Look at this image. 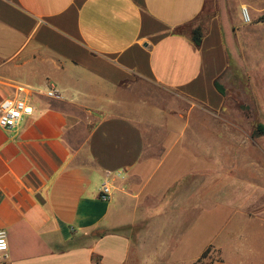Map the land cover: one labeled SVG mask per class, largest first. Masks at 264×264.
Wrapping results in <instances>:
<instances>
[{"label":"crops","instance_id":"crops-1","mask_svg":"<svg viewBox=\"0 0 264 264\" xmlns=\"http://www.w3.org/2000/svg\"><path fill=\"white\" fill-rule=\"evenodd\" d=\"M227 11L224 0H0V103L18 85L41 93L30 117L0 126V264H264V139L251 137L264 18ZM49 85L60 100L43 96Z\"/></svg>","mask_w":264,"mask_h":264},{"label":"built area","instance_id":"built-area-1","mask_svg":"<svg viewBox=\"0 0 264 264\" xmlns=\"http://www.w3.org/2000/svg\"><path fill=\"white\" fill-rule=\"evenodd\" d=\"M240 18L245 24H250L252 22L251 14L245 7L240 9ZM13 89L14 94L0 103V126L4 129H12L24 118L30 117L33 112L30 99L31 97L41 95V93L30 90L28 87L22 85L15 86ZM43 96L51 100L61 99L60 93L53 85L47 87ZM111 196L112 187L108 181L104 182L101 186L98 197L102 201H109ZM7 251V233L4 230H0V260L5 258ZM195 264L198 263L196 262Z\"/></svg>","mask_w":264,"mask_h":264},{"label":"rangeland","instance_id":"rangeland-1","mask_svg":"<svg viewBox=\"0 0 264 264\" xmlns=\"http://www.w3.org/2000/svg\"><path fill=\"white\" fill-rule=\"evenodd\" d=\"M225 1V3H226V6H227V8H228V14L229 13H238V14H240V9L242 8V7H245V8H247L248 10H249V12H250V14H251V11H252V8H262V9H264V0H224ZM256 6V7H255ZM211 15V11H210V9L208 8V9H206L199 17H198V19L196 20V22L194 23V24H196L197 22L199 23V24H203V22L209 17ZM264 18V16L263 15H259L257 18H253L252 16H251V19H252V22L251 23H253V21H256V20H262ZM246 85H247V83H246ZM231 90H232V88H231ZM230 90V91H231ZM148 91H149V93L150 94H157V95H160L161 96V102H162V105H164L165 104V106L166 105H168V104H172V99L168 96V94L166 93V92H164V91H162V90H158V89H153V88H148ZM235 101V100H234ZM248 116H250V119H249V125H252V123H253V115H248ZM226 117V116H225ZM223 118L222 119V121L225 119V120H227V121H229V122H231V123H234V124H236V119L235 118H232V117H230V116H228L227 118ZM222 121H220V122H222ZM258 127H261V129H263V130H260ZM214 130H213V132H214V136L216 135V136H220L222 133L220 132V130L219 129H217V128H219V127H215L214 126ZM231 133V132H230ZM232 133L234 134V133H236V132H234V131H232ZM219 134V135H218ZM250 136V135H249ZM251 137H261L262 139H264V114H262L261 115V120H260V122L259 123H256V125L254 126V129L252 130V133H251ZM264 141V140H263ZM225 142V144L226 145H223L222 147H221V149L220 150H223V154H225V155H227V153H228V151H230V153H235V150H236V148L235 147H233V145H229L226 141H224ZM218 149V147H214V149ZM233 149H235V150H233ZM215 153V152H214ZM262 153H264V145H262ZM217 159H219V158H217ZM222 159V158H221ZM219 161V160H218ZM199 163H202L203 164V167H204V169H208V168H210V167H208L207 166V164L206 163H203V162H198V164ZM227 162H225V164H226ZM264 163H262V165H263ZM216 165V163H214V166ZM215 167H217V170H219L218 169V165L217 166H215ZM214 168V167H213Z\"/></svg>","mask_w":264,"mask_h":264},{"label":"trees","instance_id":"trees-1","mask_svg":"<svg viewBox=\"0 0 264 264\" xmlns=\"http://www.w3.org/2000/svg\"><path fill=\"white\" fill-rule=\"evenodd\" d=\"M200 37H201V33H200V30H199V27H196L193 31H192V41L194 42V44L196 46L199 45V41H200ZM260 130H263L261 129V127H258Z\"/></svg>","mask_w":264,"mask_h":264}]
</instances>
